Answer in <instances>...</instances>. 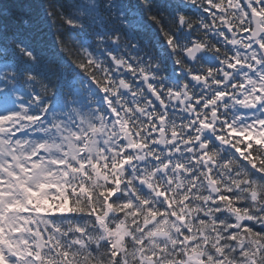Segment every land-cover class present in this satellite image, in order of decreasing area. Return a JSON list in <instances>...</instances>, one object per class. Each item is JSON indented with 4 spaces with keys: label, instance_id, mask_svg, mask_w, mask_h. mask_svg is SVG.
<instances>
[{
    "label": "snow or ice",
    "instance_id": "obj_1",
    "mask_svg": "<svg viewBox=\"0 0 264 264\" xmlns=\"http://www.w3.org/2000/svg\"><path fill=\"white\" fill-rule=\"evenodd\" d=\"M0 264H264V0H0Z\"/></svg>",
    "mask_w": 264,
    "mask_h": 264
}]
</instances>
